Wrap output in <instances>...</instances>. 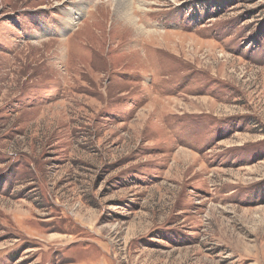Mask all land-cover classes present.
Wrapping results in <instances>:
<instances>
[{
	"label": "rangeland",
	"instance_id": "obj_1",
	"mask_svg": "<svg viewBox=\"0 0 264 264\" xmlns=\"http://www.w3.org/2000/svg\"><path fill=\"white\" fill-rule=\"evenodd\" d=\"M128 1L0 0V264H264V0Z\"/></svg>",
	"mask_w": 264,
	"mask_h": 264
},
{
	"label": "bare ground",
	"instance_id": "obj_2",
	"mask_svg": "<svg viewBox=\"0 0 264 264\" xmlns=\"http://www.w3.org/2000/svg\"><path fill=\"white\" fill-rule=\"evenodd\" d=\"M110 2L112 1H114V2H116V3H118L119 4V6L120 7H122V8H124V9H127V7H128V0H109ZM73 2H79V3H82V4H87L88 2L90 3V2H92V0H73ZM109 5V4H108ZM111 5V4H110ZM128 10V9H127ZM130 10H131V7H130ZM118 11V10H117ZM67 24H73V21H71V19H69L68 20V23Z\"/></svg>",
	"mask_w": 264,
	"mask_h": 264
}]
</instances>
